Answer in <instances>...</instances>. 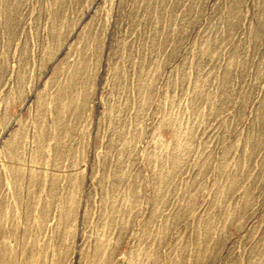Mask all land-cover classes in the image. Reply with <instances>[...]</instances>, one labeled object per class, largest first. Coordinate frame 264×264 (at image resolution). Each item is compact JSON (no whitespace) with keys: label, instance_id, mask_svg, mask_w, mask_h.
<instances>
[{"label":"rangeland","instance_id":"1","mask_svg":"<svg viewBox=\"0 0 264 264\" xmlns=\"http://www.w3.org/2000/svg\"><path fill=\"white\" fill-rule=\"evenodd\" d=\"M0 264H264V0H0Z\"/></svg>","mask_w":264,"mask_h":264}]
</instances>
